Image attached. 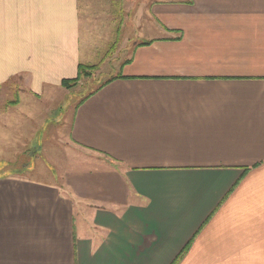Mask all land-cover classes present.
<instances>
[{
  "label": "crops",
  "instance_id": "obj_1",
  "mask_svg": "<svg viewBox=\"0 0 264 264\" xmlns=\"http://www.w3.org/2000/svg\"><path fill=\"white\" fill-rule=\"evenodd\" d=\"M0 100V264H264V0H0Z\"/></svg>",
  "mask_w": 264,
  "mask_h": 264
},
{
  "label": "rangeland",
  "instance_id": "obj_2",
  "mask_svg": "<svg viewBox=\"0 0 264 264\" xmlns=\"http://www.w3.org/2000/svg\"><path fill=\"white\" fill-rule=\"evenodd\" d=\"M109 76L110 75H108L107 73H101V74L93 73L89 77H82L78 81V83H76L74 86H72V87H74V90L72 92H75V95H71L74 93H70L69 96L67 97V99H70V101L77 100L79 97L86 95L91 90H94L98 85H100ZM66 100H65V102H66ZM1 102H2V100H0V103ZM8 104L9 103H7V105ZM1 106L2 105H0V108H1ZM66 107L63 109V112L66 109ZM42 108L43 109L45 108L42 112L43 113L42 118L44 119V117H45L44 114H47L48 110L44 106ZM57 124L58 123H55L53 120H47V121L43 122L41 129L35 133L34 137L32 135H30V133H28V135L26 137L21 138V141L25 142V147H24V150L20 151V153L18 155V159L20 161L21 160H23V161L27 160L30 162L31 159H33V154H34V151L36 149L35 147L37 146L39 148L42 145L43 146L42 152L40 150L39 152H36V154L41 153L39 155V158L42 162H44V163H42L43 168L47 171H53L54 172L55 167H53L54 165L52 166L50 164V163H53V158H52L53 154L51 156L49 155V153L51 152L50 150L52 149L53 151H55V153H56L55 155H57V158L62 156L61 144L58 142L57 145L55 146L56 137H53L55 132H58V130H56ZM8 140L13 141L14 138H9ZM51 144L52 145L54 144V147L51 146L52 148H50V146H48V148H46V145H51ZM47 150H49V151H47ZM69 156L70 155H68V157ZM29 162L27 164L29 166H32ZM4 171L6 173L7 172L12 173L13 172L10 169L0 168V174H2Z\"/></svg>",
  "mask_w": 264,
  "mask_h": 264
},
{
  "label": "trees",
  "instance_id": "obj_3",
  "mask_svg": "<svg viewBox=\"0 0 264 264\" xmlns=\"http://www.w3.org/2000/svg\"><path fill=\"white\" fill-rule=\"evenodd\" d=\"M95 66H89V65H82L80 64L78 66V72L77 76L72 79H64L62 80V85L66 88H71L74 86L82 77H89L91 75V70H93ZM104 84V83H103ZM186 249H183L179 255L174 259V261L171 264H176L180 258L183 256Z\"/></svg>",
  "mask_w": 264,
  "mask_h": 264
}]
</instances>
